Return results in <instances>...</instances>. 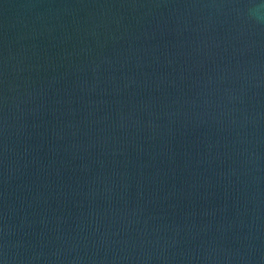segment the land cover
I'll return each mask as SVG.
<instances>
[{
  "label": "water",
  "instance_id": "1",
  "mask_svg": "<svg viewBox=\"0 0 264 264\" xmlns=\"http://www.w3.org/2000/svg\"><path fill=\"white\" fill-rule=\"evenodd\" d=\"M0 264H264V0H0Z\"/></svg>",
  "mask_w": 264,
  "mask_h": 264
}]
</instances>
